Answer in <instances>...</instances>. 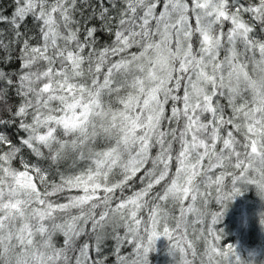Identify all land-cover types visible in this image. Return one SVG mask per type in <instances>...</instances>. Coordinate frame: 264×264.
Returning a JSON list of instances; mask_svg holds the SVG:
<instances>
[{
	"label": "snow or ice",
	"instance_id": "6c2138e0",
	"mask_svg": "<svg viewBox=\"0 0 264 264\" xmlns=\"http://www.w3.org/2000/svg\"><path fill=\"white\" fill-rule=\"evenodd\" d=\"M252 188L264 0L0 4V264H264Z\"/></svg>",
	"mask_w": 264,
	"mask_h": 264
},
{
	"label": "trees",
	"instance_id": "16d2710c",
	"mask_svg": "<svg viewBox=\"0 0 264 264\" xmlns=\"http://www.w3.org/2000/svg\"><path fill=\"white\" fill-rule=\"evenodd\" d=\"M9 2L10 0H0V4H3L5 7H7ZM243 197H247L246 203L249 205L256 206L259 202L253 190H249L248 192L244 193ZM243 197H239L230 202L231 205H234V210H231V208H229L228 213L223 218V221L217 226L222 228L225 232V236L221 243L234 244L241 250L249 246L255 247V245L251 243L252 238L251 236H249L248 230H246L244 235H241L238 233L237 228L233 226L235 208L238 206V200H242ZM262 231L264 230H262L261 226L257 224L255 235L256 244H259L261 242ZM169 246H171V243L167 238L161 246L158 247V245L155 244L154 250L149 254L150 264H168L170 261L173 264V258L169 259L166 257Z\"/></svg>",
	"mask_w": 264,
	"mask_h": 264
},
{
	"label": "rangeland",
	"instance_id": "374dc122",
	"mask_svg": "<svg viewBox=\"0 0 264 264\" xmlns=\"http://www.w3.org/2000/svg\"><path fill=\"white\" fill-rule=\"evenodd\" d=\"M231 210H234V205H232ZM165 240H166V238L163 236L158 237L156 240V245H158V247L161 246L165 242ZM170 247L171 246H169V249H170ZM169 249H168V253H166V257L171 259V258H173V256L170 254ZM168 264H172V262L170 261Z\"/></svg>",
	"mask_w": 264,
	"mask_h": 264
},
{
	"label": "clouds",
	"instance_id": "9594fccd",
	"mask_svg": "<svg viewBox=\"0 0 264 264\" xmlns=\"http://www.w3.org/2000/svg\"><path fill=\"white\" fill-rule=\"evenodd\" d=\"M251 190L254 191V194L258 198L259 201L264 200V194L258 192L255 188H252Z\"/></svg>",
	"mask_w": 264,
	"mask_h": 264
}]
</instances>
